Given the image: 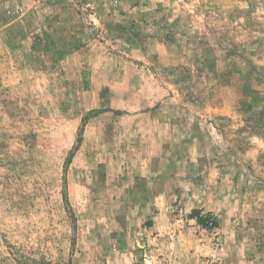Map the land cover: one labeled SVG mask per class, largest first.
<instances>
[{"label": "rangeland", "instance_id": "rangeland-1", "mask_svg": "<svg viewBox=\"0 0 264 264\" xmlns=\"http://www.w3.org/2000/svg\"><path fill=\"white\" fill-rule=\"evenodd\" d=\"M0 264H264V0H0Z\"/></svg>", "mask_w": 264, "mask_h": 264}, {"label": "trees", "instance_id": "trees-1", "mask_svg": "<svg viewBox=\"0 0 264 264\" xmlns=\"http://www.w3.org/2000/svg\"><path fill=\"white\" fill-rule=\"evenodd\" d=\"M190 218L197 220V223L204 228H213L217 225L212 215L208 214L201 216L199 211H193L190 214Z\"/></svg>", "mask_w": 264, "mask_h": 264}]
</instances>
